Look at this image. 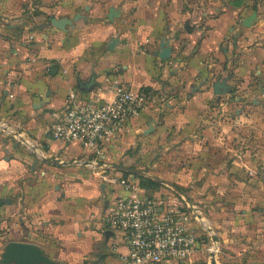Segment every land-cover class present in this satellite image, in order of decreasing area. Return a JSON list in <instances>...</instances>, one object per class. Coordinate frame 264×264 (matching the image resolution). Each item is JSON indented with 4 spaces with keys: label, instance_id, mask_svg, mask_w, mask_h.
<instances>
[{
    "label": "crops",
    "instance_id": "1",
    "mask_svg": "<svg viewBox=\"0 0 264 264\" xmlns=\"http://www.w3.org/2000/svg\"><path fill=\"white\" fill-rule=\"evenodd\" d=\"M192 3L0 0V264L19 241L45 255L37 264H123L121 234L103 233L108 190L100 188L105 167L118 164L167 183L144 189L148 198L197 207L190 228L202 248L167 264H209L212 254L217 264H264V24L258 10L247 28L252 11ZM77 15L64 30L50 24ZM224 78L231 91L216 96L212 86ZM121 85L155 98L101 156L49 134L70 89L111 101ZM169 174L182 176L175 184L186 195ZM36 175L34 186L16 184ZM42 177L58 194L54 204L36 202ZM74 180L77 194L66 187Z\"/></svg>",
    "mask_w": 264,
    "mask_h": 264
},
{
    "label": "built area",
    "instance_id": "2",
    "mask_svg": "<svg viewBox=\"0 0 264 264\" xmlns=\"http://www.w3.org/2000/svg\"><path fill=\"white\" fill-rule=\"evenodd\" d=\"M114 98H79L70 89L63 110L54 115L49 134L55 140L78 142L95 157L113 143L127 123L137 118L154 100L145 90L117 86ZM108 190V206L103 223L121 234L128 252L123 264L181 263L202 248L201 236L190 228L197 210L190 206L166 204L143 195L144 188L133 175L110 171L101 174Z\"/></svg>",
    "mask_w": 264,
    "mask_h": 264
},
{
    "label": "water",
    "instance_id": "3",
    "mask_svg": "<svg viewBox=\"0 0 264 264\" xmlns=\"http://www.w3.org/2000/svg\"><path fill=\"white\" fill-rule=\"evenodd\" d=\"M113 16V10H109V19H112ZM81 16L77 15L73 20L69 19V18H62V19H52L50 21V24L58 29V30H64L65 25H69L72 24V22L77 21ZM257 17V12H253L251 15H247L245 17V19L242 21V25L246 26L247 28L251 27L252 23L254 22V20ZM169 51L170 48L166 45H162L161 47V52L159 54V58L164 60L166 59L169 55ZM228 79L224 78V79H218L217 82H215L212 86L213 89V93L217 96V95H225L230 93L231 91V87L227 84ZM7 152V151H6ZM41 161L47 162V164L52 165V166H57V167H61V166H67L68 164H76V165H92V162H72V161H68L67 163H60L58 161L55 160H51L48 159L46 157H42L40 158ZM38 160H35L34 163H37ZM98 167H104L102 164H98ZM106 170L109 171H114V172H122V174H129V175H133L137 178H143L146 177L149 180L155 181L159 184H165L167 185V183L165 181H162L154 176H151L149 174H147L144 171L141 170H136L133 168H129V167H125L122 166L120 164L118 165H111L108 167H105ZM101 190H104L105 188V184H102L100 186ZM108 200H105V206L104 208H106L108 206ZM104 236L106 238V240L112 236L114 237L113 233H111V231L109 229H105L103 231ZM212 239H215L214 237H212ZM212 258H211V264H217V262L214 260V254H212ZM44 261H48L46 260L45 255H42L41 250L36 247L35 245L29 243V242H10L6 247H5V251L1 257V262L3 264H8L11 262H14V264H37L40 262H44Z\"/></svg>",
    "mask_w": 264,
    "mask_h": 264
},
{
    "label": "rangeland",
    "instance_id": "4",
    "mask_svg": "<svg viewBox=\"0 0 264 264\" xmlns=\"http://www.w3.org/2000/svg\"><path fill=\"white\" fill-rule=\"evenodd\" d=\"M192 1H193L192 5L198 7V9H200V10L201 9L214 10L215 7L223 6V7L227 8L228 10L244 9L243 13H245L247 11L248 12L252 11V6L254 4H259L257 10L260 12V16H261L260 21L262 22V24H264V0H192ZM213 13H214V11H213ZM92 160H90V161H92ZM94 160L95 161L97 160V163H98V159H94ZM94 160H93V162H94ZM99 164H101V163H99ZM94 165H97V164L93 163V166ZM146 170L147 169H143L141 171H144L147 173ZM103 173H105V172H103ZM103 173H101V174H103ZM169 176H171V177H169ZM162 177L167 178V179L170 178L172 181H174L172 184L173 187L179 188L180 192L182 194H185V191L180 189V186H176V184H175L176 180L181 179L182 176L177 175V174L176 175L169 174L168 176H162ZM37 178H39L37 175H36V179H34V177L28 176V177H25L23 179L17 180L16 184L21 185V183L24 182L27 186H34V183H37V180H38ZM138 180H139V178H138ZM92 181H94V178ZM47 182H49L48 179H46L45 177H42V181L39 183L41 185L40 189L42 191V193L40 192L39 197L36 199V202L39 205H42L43 203H48V202L54 204L55 203V197L58 196L56 191L52 188V186H49L47 184ZM75 183H76L75 180L74 181H68L66 183V187H68V190L70 189V192L72 191L73 194H77V192L75 191V189H77V186L74 185ZM44 189H47L48 192H44L43 191ZM49 189H51V191H49ZM68 201H65L64 205H68L69 204ZM191 220H194V217H191ZM213 250H214V248L212 247V245H209V247H206V249L204 250V256L206 257V259L203 260L204 263L207 261V257H209V252L213 251ZM185 261H187V260H185ZM209 264H211V262H209Z\"/></svg>",
    "mask_w": 264,
    "mask_h": 264
},
{
    "label": "trees",
    "instance_id": "5",
    "mask_svg": "<svg viewBox=\"0 0 264 264\" xmlns=\"http://www.w3.org/2000/svg\"><path fill=\"white\" fill-rule=\"evenodd\" d=\"M144 90L147 91L146 89H144ZM123 175H127V174H123ZM139 185L142 188L148 189V190H155L161 186V184H159L155 181L149 180L146 177L139 178Z\"/></svg>",
    "mask_w": 264,
    "mask_h": 264
},
{
    "label": "flooded vegetation",
    "instance_id": "6",
    "mask_svg": "<svg viewBox=\"0 0 264 264\" xmlns=\"http://www.w3.org/2000/svg\"><path fill=\"white\" fill-rule=\"evenodd\" d=\"M258 6H259V4H254V5L252 6V13H253V12H257V8H258ZM252 13H251V14H252ZM251 14H250V15H251Z\"/></svg>",
    "mask_w": 264,
    "mask_h": 264
}]
</instances>
